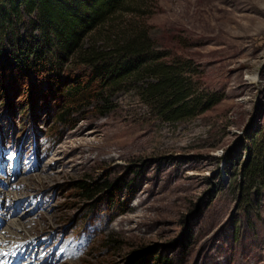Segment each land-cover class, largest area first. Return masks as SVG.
I'll list each match as a JSON object with an SVG mask.
<instances>
[{"label": "rangeland", "instance_id": "1", "mask_svg": "<svg viewBox=\"0 0 264 264\" xmlns=\"http://www.w3.org/2000/svg\"><path fill=\"white\" fill-rule=\"evenodd\" d=\"M142 2L113 26L151 28L194 114L157 116L138 95L148 77L113 94L104 116L98 101L63 120V100L41 78L31 103L0 98V249L14 248L2 244L9 236L23 242L13 252L22 264H126L143 252L169 264H264V188L242 176L264 141V0ZM210 95L221 100L201 113ZM81 180L98 185L93 197L76 190ZM104 182L122 188L111 197Z\"/></svg>", "mask_w": 264, "mask_h": 264}, {"label": "trees", "instance_id": "2", "mask_svg": "<svg viewBox=\"0 0 264 264\" xmlns=\"http://www.w3.org/2000/svg\"><path fill=\"white\" fill-rule=\"evenodd\" d=\"M142 1L0 0L1 101L21 93L31 103L32 87L37 88L35 84L41 78L63 100L60 116L63 120L67 121L71 109L98 101H102L97 108L104 116L113 109L110 103L113 94L148 77L155 81L139 87L138 95L157 116L164 121L192 116L197 107H190L185 101L188 92L181 71L174 67L177 61L168 64L160 60L165 53L162 45L153 38L151 28L143 21L132 20L124 21L125 27L121 30L120 26H113L117 18L133 6L134 11L138 10ZM23 15L32 18L21 35L19 25ZM87 37L92 39L88 46L83 43ZM97 37L103 46H97L100 43ZM12 72L18 78L9 76ZM204 99L201 113L216 105L221 97L210 95ZM250 160L251 155L244 164L242 176L257 183L258 192L264 188V141L256 161L251 163ZM75 186L82 198L93 197L99 189L97 184L83 180L77 181ZM101 188L112 197L122 187L104 182ZM150 261L169 264L167 260L153 258L151 252H143L126 264H150Z\"/></svg>", "mask_w": 264, "mask_h": 264}, {"label": "bare ground", "instance_id": "3", "mask_svg": "<svg viewBox=\"0 0 264 264\" xmlns=\"http://www.w3.org/2000/svg\"><path fill=\"white\" fill-rule=\"evenodd\" d=\"M58 153H60L61 151H57ZM58 159H59V157H58ZM51 160H57V157L56 158H53V159H51ZM50 160V161H51ZM53 161H51V162H48V163H46L47 165H50L51 163H52ZM8 234H9V232H7ZM7 234V235H8ZM11 234V233H10ZM32 233L30 232V235H31ZM21 236H23V235H19V237H21ZM10 237V236H9ZM6 238V240L4 241H2V244L4 245L5 243H9L11 246H13L14 248L16 247V248H19V249H23V248H21L20 246L21 245H23L21 242H19L17 245H13V244H11V242H12V240H14V239H10V238ZM31 236H29V237H27V236H25V237H21L20 239H22L21 241H25V244L27 245V247L29 246V244H30V242H29V238H30ZM16 238V237H15ZM18 238V237H17ZM5 239V238H4ZM16 244V243H15ZM20 245V246H19ZM5 247V246H4ZM4 247L3 246H1V249H0V255H1V258L2 259H6L7 257H9V252H7L6 253V250H3L4 249ZM21 252V251H20ZM8 260H9V258H8ZM7 260V261H8ZM12 261V260H11ZM26 263V262H25ZM6 264H8V262H6ZM13 264H15V261L13 262Z\"/></svg>", "mask_w": 264, "mask_h": 264}]
</instances>
